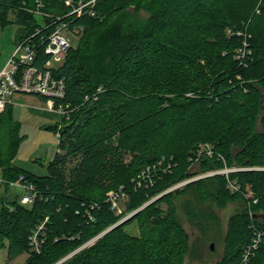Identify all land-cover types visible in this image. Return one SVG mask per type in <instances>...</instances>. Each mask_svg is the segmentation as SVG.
I'll list each match as a JSON object with an SVG mask.
<instances>
[{
	"label": "trees",
	"instance_id": "trees-1",
	"mask_svg": "<svg viewBox=\"0 0 264 264\" xmlns=\"http://www.w3.org/2000/svg\"><path fill=\"white\" fill-rule=\"evenodd\" d=\"M133 6L149 15L134 16ZM68 10L64 0H0V20L20 26L16 43H34V63L40 66L48 56L53 21ZM67 19L82 29L54 70L66 81V93L56 103L69 107L49 125L59 133V146L47 174L14 163L23 138L21 121L9 103L0 112V174L13 180L23 173L43 193L28 204L20 202L19 193L0 194V247H7L10 258L27 251L26 264H56L108 229L58 264L174 262L185 252L187 234L171 207L165 211L159 204L169 200V193L118 223L121 215L107 201L108 188L125 184L129 208H138L180 180L251 165L230 172L240 186L236 193L220 173L186 185L204 198L238 195L245 202L232 218L226 253L215 264H264V241L243 262L256 230H264V168L254 167H264V0H97L95 15ZM245 30L252 34L247 37L252 53L242 60L236 50ZM201 142L213 146L212 156H197ZM164 154L174 155L176 164L156 172L153 185L129 183ZM84 201L98 202L93 219ZM185 209L192 222L201 223L191 203ZM46 216L43 249L31 252L29 235ZM134 219L141 221L140 236L125 228Z\"/></svg>",
	"mask_w": 264,
	"mask_h": 264
},
{
	"label": "rangeland",
	"instance_id": "rangeland-1",
	"mask_svg": "<svg viewBox=\"0 0 264 264\" xmlns=\"http://www.w3.org/2000/svg\"><path fill=\"white\" fill-rule=\"evenodd\" d=\"M131 13L137 17H145L148 16V12L144 9L136 10L133 7H130ZM9 19H14V13L10 12ZM227 35H232L231 32L228 31ZM21 32L20 26L14 21L3 23L0 20V67L4 65L7 59L12 55L13 50L17 46L16 37ZM239 32V31H238ZM241 34H243V31ZM252 36L251 33H248L245 30L244 37L241 46H239L236 50V58L239 59L238 54L246 51V53H252V48L250 47V41L248 38ZM248 37V38H247ZM78 39L75 36H72V42L74 46L76 45ZM64 58H61L58 61H55L53 64L55 66H59L63 63ZM24 93V92H17ZM15 93L13 96L19 97L18 94ZM32 95L30 97H37L42 102V105H46L47 100L40 97L36 94L26 93ZM12 96V97H13ZM31 99V98H30ZM26 100V99H25ZM22 102L23 104L15 105L16 111L15 114L21 122V134L23 138L19 145V149L17 155L14 159V163L18 166H21L24 169H27L33 173L38 175H45L48 172V163L52 161L57 154L58 151V134L57 131L49 127V125L55 123L53 119L44 115L32 114L29 111V104L31 100ZM21 108V111L17 110ZM59 117L58 120H60ZM261 129V125L258 122L256 126V130L259 131ZM206 142H201L198 147L203 145ZM197 148V153H198ZM234 152H236L234 150ZM198 156V154H197ZM164 161L159 165L156 171L153 170V174L156 172H160L164 169H169L168 167L174 166L176 163L174 162V155L164 154ZM200 157V156H199ZM192 157H190L191 159ZM129 158L128 160H130ZM167 163V165H165ZM166 168H165V167ZM195 169L199 168V163L194 165ZM251 165L241 166H224L220 168V174L226 176L227 179V187L233 193L234 191H239V188H236L231 185L230 180L233 181L230 177V172L237 170L250 169ZM257 169L264 168L262 166H254ZM0 171H3L2 169ZM152 173V172H150ZM153 174H150L152 177ZM145 176V175H144ZM138 176L130 177V184L134 186H139ZM10 179L4 177L2 173L0 174V194L6 196H12L15 193H22V189L19 186H9L6 181ZM14 180V179H13ZM189 182L188 180H180L175 184H172L170 187L164 189L159 192L155 196L151 197L148 201L144 202L138 208H129L130 196L129 193L124 189L125 184H121L118 188L111 187L106 191V196L111 191H120L124 192L118 199V209L115 211L117 215H121L119 221L128 219L134 213L144 208L151 202H154L157 198L161 197L164 193H169V200L163 199L159 204L162 208L167 211L169 207H171L172 213L175 217L181 222L184 231L187 234L186 239V248L185 252L177 253L174 262H169L167 264H215L223 259L226 250H227V238L230 235L231 230V221L232 218L242 212L244 209L245 202L241 196H225L217 199L215 196L204 198L197 191V188L193 185H186ZM155 183V181H154ZM154 183L148 184L153 185ZM129 184V185H130ZM144 185H147L144 183ZM211 189L214 193L217 192L218 185L213 183ZM236 193V192H234ZM189 202L191 203L200 213L201 223H194L190 219L188 212L185 209V204ZM262 218H264V213L262 214ZM118 221V222H119ZM141 221L139 219H134L130 223H128L125 228L126 230L134 235L140 236L142 233ZM214 243V249L211 250L210 243ZM81 247V246H80ZM77 248L75 251L80 249ZM245 248V247H244ZM243 248V249H244ZM75 251L68 254V256L72 255ZM29 253L24 251L23 253L17 255L14 258H10L8 255L7 247H0V264H26ZM180 259V260H179Z\"/></svg>",
	"mask_w": 264,
	"mask_h": 264
},
{
	"label": "built area",
	"instance_id": "built-area-1",
	"mask_svg": "<svg viewBox=\"0 0 264 264\" xmlns=\"http://www.w3.org/2000/svg\"><path fill=\"white\" fill-rule=\"evenodd\" d=\"M66 5L69 6V10L62 16H57L53 21V28L51 29L45 45V52L48 55L42 66L34 63L37 57V48L29 40L20 42L17 44L12 52V55L7 59L3 67L0 69V112L4 110L6 105L10 103L12 96L17 92L31 93L36 95L45 96L47 104L50 108L56 110L59 115H66L68 113V104L56 103V99L64 97L66 93V81L64 77H58L55 75L54 70L57 66L53 63L66 57V54L70 47L74 45L72 42V36L79 39L81 35L82 26L73 25L71 20H68L69 16H82L85 14L95 15L97 0H64ZM229 32L232 30L229 28ZM242 32H238L241 34ZM246 51L238 54V57L243 60ZM59 135V133H57ZM198 156L206 154L212 156L214 154L213 146L206 142L198 149ZM164 161L160 160L158 163H154L144 168L138 179L139 186L145 184H151L155 181V174L158 166ZM252 168V167H251ZM250 168V169H251ZM152 172V173H150ZM224 172L220 169H213L196 176H193L188 181L194 180L199 177L212 175L216 173ZM150 174H153L151 177ZM145 175V176H144ZM11 187L19 186L22 189L20 194V202L28 204L32 203L37 197L42 198L43 193L38 186L29 180L25 174H20L17 179L6 181ZM232 186L239 188L236 181H231ZM252 193L248 192L247 196ZM124 195L122 190L111 191L107 195V201L111 203V207L114 211L118 209V199ZM257 202V199H254ZM82 206L86 209V215L89 218H94L92 210L99 206L98 202H82ZM79 212V209L77 210ZM49 216H46L44 220L38 223L31 231L29 235V249L31 252L40 253L43 249L44 243L47 238V222ZM102 233L92 237L86 241L80 248L88 246L94 243ZM264 241V230H256L255 235L252 238V242L246 247L243 257V262L247 261L254 250ZM65 256L56 264L67 258Z\"/></svg>",
	"mask_w": 264,
	"mask_h": 264
},
{
	"label": "crops",
	"instance_id": "crops-1",
	"mask_svg": "<svg viewBox=\"0 0 264 264\" xmlns=\"http://www.w3.org/2000/svg\"><path fill=\"white\" fill-rule=\"evenodd\" d=\"M5 64V63H4ZM3 67V65L0 67V69ZM18 94V96L19 97H17V99H16V97H12L11 98V100H10V107L12 108V110H13V115H14V117L16 118V119H18V120H20L19 119V117H17L16 116V114H15V111H16V107H15V105L17 104V105H22L23 103L22 102H24L23 101V99L25 100V101H28V100H31V103L29 104V111L32 113V114H38V115H44V116H47V117H50L51 119H53L55 122H57L58 121V119H59V117H60V115H59V113L56 111V110H54V109H52V108H50L49 106H48V104L46 103V105H42V101L39 99V98H37V97H35V96H33V97H30V96H32V95H29V94H26V93H17ZM31 98V99H30ZM17 110H19V111H21V108H19L18 109V107H17ZM21 121V120H20ZM22 122V121H21Z\"/></svg>",
	"mask_w": 264,
	"mask_h": 264
},
{
	"label": "water",
	"instance_id": "water-1",
	"mask_svg": "<svg viewBox=\"0 0 264 264\" xmlns=\"http://www.w3.org/2000/svg\"><path fill=\"white\" fill-rule=\"evenodd\" d=\"M262 216H263V215H262ZM124 220H126V218H125ZM124 220H121V221H119L118 223H121V222H123ZM118 223H117V224H118ZM107 230H108V229H107ZM107 230H105V231H107ZM105 231H104V232H105ZM104 232H103V233H104ZM103 233H102V234H103ZM210 248H211V250L214 249V243H213V242L210 243Z\"/></svg>",
	"mask_w": 264,
	"mask_h": 264
}]
</instances>
